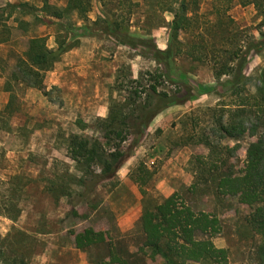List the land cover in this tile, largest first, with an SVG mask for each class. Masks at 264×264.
<instances>
[{"label":"rangeland","instance_id":"374dc122","mask_svg":"<svg viewBox=\"0 0 264 264\" xmlns=\"http://www.w3.org/2000/svg\"><path fill=\"white\" fill-rule=\"evenodd\" d=\"M89 1L85 14L72 9L58 19L45 12L41 0H0L5 9L0 11V23L7 27V40L0 44V264H96L107 254L105 245L85 250L74 245L75 234L86 229L100 232L128 253L130 264H161L143 247L140 217L173 193L193 211L218 219L220 230L212 241L227 251L228 264H258L260 237L246 223L252 209L238 197L216 190L222 172L240 175L246 149L256 139L248 131L225 139L211 132L218 120L233 122L237 116L241 99L236 84L232 87L233 78L217 81L211 65L187 55L189 44L199 41L198 30L180 34L183 51L168 66L146 55L142 47L121 45L101 33L116 23L120 31L164 51L181 0ZM205 2L200 0L196 12L200 26L214 20L205 14L210 9ZM8 4L24 5L25 10L9 9ZM48 4L64 10L68 0ZM228 15L237 41L244 48L251 45L239 86L240 95L249 97L256 93L264 70V16L252 5H234ZM38 37H44L53 51L69 48L45 73L41 90L11 79L29 40ZM202 39L224 48L219 26L206 27ZM143 88L168 98L181 99L188 92L191 96L160 111L139 139L143 100L130 105L134 96L129 94ZM120 106L129 114L135 111L122 123L127 139L120 152L126 153L134 140L135 146L113 181H100L88 189L78 186L71 178L83 174L67 157L69 136L103 144L105 132L99 120ZM111 144L104 150L113 151ZM223 156L229 158V168L220 167ZM146 170L151 174L147 178ZM139 176L146 179L142 187L136 181Z\"/></svg>","mask_w":264,"mask_h":264},{"label":"trees","instance_id":"16d2710c","mask_svg":"<svg viewBox=\"0 0 264 264\" xmlns=\"http://www.w3.org/2000/svg\"><path fill=\"white\" fill-rule=\"evenodd\" d=\"M41 1L45 12L49 16L58 19L72 9L85 14L90 5L89 0H68L66 8L58 10L51 7L48 0ZM204 1L210 6L205 14L212 15L214 20L202 26L198 25L196 12L200 8V0H181L179 9L175 12L170 23V41L164 51L157 49L148 40L135 39L120 31L116 23H111L110 26L103 28L101 33L112 37L121 45L131 48L142 47L145 49L146 55H150L163 66H168L171 60L183 51L181 48L183 43L179 40L180 34L184 32L193 33L198 30L195 39L199 41L189 44L187 55L193 61L211 65L215 80L219 81L225 76L233 78L232 87H235L236 84L235 90H237V94L241 99L240 104L237 105L239 107L237 108V116L234 115L233 119L235 120L233 122L222 123L218 120L211 132L215 134V137L225 139L226 137L237 138L239 133L248 131L252 136H256V139L249 143L246 149L244 167L240 175H235L230 170L222 172L217 179L216 190L219 195L238 197L241 203H245L252 209V212L246 218V223L253 233L260 237V243L256 249V259L258 264H264V70L256 87V93L249 97L240 95L241 89L239 86L243 79L242 71L246 62L245 54L250 50L251 45L244 48L237 41L236 33L232 28L233 20L228 15L234 5H252L257 13L264 16V0ZM6 7L12 10H25L24 5L8 4ZM3 10L5 9L0 8V11ZM210 26H219V29L223 32L221 45L224 48L219 49L216 48L217 45L215 46L214 42L209 45L203 41L202 32ZM5 33H7V27L0 23V44L7 40ZM261 36L263 35L261 34ZM68 49L66 46L53 51L46 46L44 37L30 39L24 58L18 59L15 71L11 74V79L41 90L45 73L52 69L58 57ZM158 77L161 78V75ZM142 79V77H139V83H137L139 87H142ZM143 89V92L134 91L129 94L134 96V98L130 96L132 99L130 105H135L138 100L139 102L143 100L139 103V139L142 136L141 130L160 111L171 105L182 104L191 96L188 92L181 99L175 96L168 98L148 93L145 88ZM143 94H145L144 98ZM122 108L124 109L123 106L117 107V110L111 111L106 119L99 120V125L102 126L105 132L103 144L77 134L69 136L66 147L67 157L81 169L83 174L80 179L71 178L73 183L88 189L100 181L114 180L116 173L136 143L134 140L132 145L127 148L126 153L120 152L121 145L127 139V128L122 123L130 114L135 112L131 110L129 114ZM110 142L113 151H105L103 146L108 145ZM207 145L211 147L209 141H207ZM225 152L228 154L231 150L227 149ZM228 160L229 158L225 156L221 157L218 162L220 167L229 168L230 163ZM216 165L212 166L218 169ZM96 169L99 170V174L96 173ZM139 171H142V169ZM145 173H147L146 178L151 176L147 170ZM136 181L142 187L146 179L139 176ZM140 222L144 236L143 247L150 252L149 257L151 259L159 257L162 260L161 264L199 262L228 264L227 251L223 248H217L212 241V236L220 230L218 219L205 212L193 211L182 201L178 193H173L153 209L143 211ZM74 245L78 250L105 245L107 254L98 259L96 264H130L128 253L120 251L109 238L92 229H86L75 234ZM140 250L143 251L142 248Z\"/></svg>","mask_w":264,"mask_h":264}]
</instances>
